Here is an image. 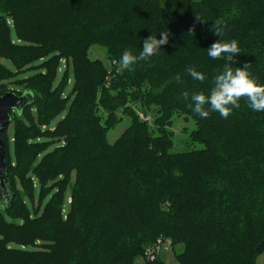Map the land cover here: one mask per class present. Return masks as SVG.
I'll use <instances>...</instances> for the list:
<instances>
[{"label":"trees","instance_id":"obj_1","mask_svg":"<svg viewBox=\"0 0 264 264\" xmlns=\"http://www.w3.org/2000/svg\"><path fill=\"white\" fill-rule=\"evenodd\" d=\"M50 16L55 22L47 24ZM218 18L226 24L222 37L212 31ZM162 30L168 43L131 71L111 73L87 56L99 45L119 64L124 50L138 55L143 41L160 39ZM220 39L238 41L241 53L230 66L250 64L264 85V0H0V83L8 76L27 81L14 94L33 96L11 113L15 163L8 130L2 137L12 204L0 199V264H140L159 239L182 247L178 264H257L264 253V111L251 110L246 98L227 119L218 112L201 118L188 107L193 93L210 94L223 69L224 59L207 54ZM38 61L40 68L33 66ZM61 61L75 75L68 99L62 96L66 78L55 86ZM12 62L32 64L26 74L43 70L18 77ZM189 66L207 79L193 80ZM129 103L158 114L148 123ZM100 112L107 115L103 123ZM119 112L130 126L111 144L107 133L121 121ZM178 112L195 122L189 139L200 149L171 151L167 126ZM42 137L62 145L36 165L49 145ZM36 183L43 196L57 191L41 215L30 216L24 200ZM144 264L164 263L159 256Z\"/></svg>","mask_w":264,"mask_h":264},{"label":"rangeland","instance_id":"obj_2","mask_svg":"<svg viewBox=\"0 0 264 264\" xmlns=\"http://www.w3.org/2000/svg\"><path fill=\"white\" fill-rule=\"evenodd\" d=\"M195 1H200V0H195ZM55 17L50 16V18L48 17V19L46 20L47 24H52L53 22H55ZM12 38L14 40H17V35L16 32L12 29ZM87 56L88 58L93 61V62H100L104 67H106L107 69H109V71L112 73L114 72L115 74H117L118 72H121V66L120 64L117 63V65H115V61H113L108 53V50L105 47L96 45L93 46L92 48H90L87 52ZM2 63L5 64L6 66H10L9 62L2 60ZM44 63L38 61L36 63H34L33 66L35 67H41L43 66ZM13 67L15 68V66L20 69L17 72V76L22 77L23 75L26 74L27 71L32 70V64H27L26 68H22V66H20L19 64L16 65L15 62H12ZM43 70V69H42ZM39 69L33 70L28 72L24 77L28 78L30 76H33L34 74H36L39 71H42ZM114 75V74H113ZM23 77V78H24ZM114 76L110 77L108 79V82L111 78H113ZM64 78H66V82L65 85L62 89V96L64 97V99H68L71 94L73 93V89H74V82H75V75H74V71L72 70L71 66L69 71H67L65 64L63 63V61H61L57 67V75H56V80H55V86H58L63 80ZM16 77L13 78L12 76H8L6 80H4L3 82L0 83V95L4 96L7 93H15L14 90L16 88H18L19 85H21L22 89L23 88H27V81H23L22 83H18L15 82ZM110 84H107V87ZM143 88H148L147 84H143L142 85ZM29 87H33V85L29 86ZM131 89V88H130ZM137 89V87L132 88L130 91H135ZM18 95H20V93H16ZM97 96H99V93L97 94ZM129 105L135 110L137 111V113L140 116V119L143 121H146L148 123H152L153 119L155 118V116L158 114V111L152 110L151 112H149L148 115H146L143 111L140 105L138 104H134V103H129ZM66 111L63 110L58 116L57 118L54 119V117L52 119H54V121H52L51 125H50V130L52 131V129H54L56 127V125L59 123V121L65 116ZM99 116L101 117L100 121L103 123L105 121V119L107 118L106 113L100 112ZM118 118L121 120L116 127L112 128L109 130V132L107 133V138L109 143L114 144L117 140L120 139V137L123 135V133L129 128L130 126V119L126 116H124L122 113H118ZM51 119V120H52ZM196 129V124L194 121H192L191 119H189L186 115L182 114V113H176L171 121V124L167 126V130L173 133V141H174V146L172 148V152L173 153H182L185 151H189L192 149H200L201 146L199 144H192L190 142V134ZM42 131V130H41ZM45 132V131H42ZM15 135V128L13 125H11L6 133V138L9 142V158L11 163H15L17 161V155H16V148H15V144L13 143V137ZM40 143L42 144H48L49 145L46 147L45 150H43L40 153V157L38 158V160L36 161V165H38L42 159L44 158V156L48 153H51L52 151H54L56 148H59L62 145L61 141L58 140H54V139H48L47 137H42L38 140ZM75 175H74V179H73V183H75ZM57 191L56 188L53 189V191L45 194L43 196L42 194V189L40 184L36 183V188L32 194V198L27 197L24 200V203L27 207V210L29 212L30 216H35L36 213H38V215H41L47 204L51 201L53 194ZM63 199H62V207L64 210L68 211L70 208V197H71V191L70 189H66L65 191H63L62 193ZM34 205L36 206V210L34 209ZM6 220L10 221V216L6 215ZM18 223H21V219H17ZM182 247L181 246H176L174 247L172 245V242L170 240H166L164 242V247L160 253L161 256V261H163L164 264H178L177 261V256L182 252ZM138 262L140 264H144L145 263V259L142 257L138 260ZM257 264H264V253L262 255H260L257 260H256Z\"/></svg>","mask_w":264,"mask_h":264},{"label":"clouds","instance_id":"obj_3","mask_svg":"<svg viewBox=\"0 0 264 264\" xmlns=\"http://www.w3.org/2000/svg\"><path fill=\"white\" fill-rule=\"evenodd\" d=\"M199 20L200 18L197 17ZM226 24L222 19L213 22L212 31L215 35L222 37ZM169 40L167 30L161 31V38L151 35L143 41V50L134 55L131 50H124L119 64L121 70H133L140 61H147L161 51V46L166 45ZM241 53L238 41L233 39L230 42H223L221 39L212 43L207 54L212 59H224L225 64L222 70L212 78L210 94L195 92L191 95V103L188 107L201 118H208L211 112H218L222 118L227 119L234 109L240 108L239 101L246 98V103L253 111H264V85L257 82V79L249 72L250 64L243 67H231L235 64L234 57ZM186 73L196 81L203 83L207 77L203 72L197 71L194 66L186 68ZM177 80L180 75L177 74ZM185 100H189V93L182 92Z\"/></svg>","mask_w":264,"mask_h":264},{"label":"water","instance_id":"obj_4","mask_svg":"<svg viewBox=\"0 0 264 264\" xmlns=\"http://www.w3.org/2000/svg\"><path fill=\"white\" fill-rule=\"evenodd\" d=\"M33 102L31 94H25L21 97L14 93H7L4 96L0 95V199L1 204H12V187L8 179V165L6 162L7 148L2 137L8 130L12 117L11 113L14 111H21L28 104Z\"/></svg>","mask_w":264,"mask_h":264},{"label":"built area","instance_id":"obj_5","mask_svg":"<svg viewBox=\"0 0 264 264\" xmlns=\"http://www.w3.org/2000/svg\"><path fill=\"white\" fill-rule=\"evenodd\" d=\"M117 65V62L114 63ZM164 247V241L162 239H159L155 245L149 247L145 252V259L149 262H155L158 257L160 256V253Z\"/></svg>","mask_w":264,"mask_h":264}]
</instances>
